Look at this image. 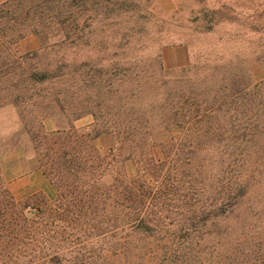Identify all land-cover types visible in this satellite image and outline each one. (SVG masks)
Wrapping results in <instances>:
<instances>
[{
    "label": "rangeland",
    "instance_id": "obj_1",
    "mask_svg": "<svg viewBox=\"0 0 264 264\" xmlns=\"http://www.w3.org/2000/svg\"><path fill=\"white\" fill-rule=\"evenodd\" d=\"M67 3L0 0V175L12 195H44L54 207L45 161L90 170L91 154L115 155L106 169L79 174L94 190L70 195L56 228L47 218L42 263L130 264L125 237L136 218L176 231L167 249L179 236L191 246L179 264L217 262L226 225L238 260L260 261L264 0H91L72 18L51 9ZM173 145L193 151L179 154L181 172L213 165L204 175L220 173L246 192L234 217L200 222L192 239L181 228L205 215L187 183L141 174L140 162L152 168ZM130 179L142 196L127 192ZM160 244L138 261L160 264Z\"/></svg>",
    "mask_w": 264,
    "mask_h": 264
},
{
    "label": "trees",
    "instance_id": "obj_2",
    "mask_svg": "<svg viewBox=\"0 0 264 264\" xmlns=\"http://www.w3.org/2000/svg\"><path fill=\"white\" fill-rule=\"evenodd\" d=\"M38 1L46 4L47 7L51 3V0ZM89 1L91 0H68L67 4H63L61 7L55 6L51 9L58 11L62 17L72 18L74 16L73 12L78 10L79 7H83L85 3H89ZM27 58L29 57L27 56ZM254 94L257 97L259 93L255 91ZM180 145L170 146L169 148L171 149L167 150L169 154L165 152L163 158L156 161L152 168H148L140 162L144 170L141 174L145 177L146 170H152V176L155 179L169 183L173 182V184H177L179 187L181 182L187 183V186L185 184L182 186H185L183 189L188 191L189 198H191L194 204L199 205L200 212L202 215H205L204 218L195 214L190 220L191 224L181 228V230L186 229L189 231L188 235L192 239L202 233L203 226H200V228L198 225L200 222L217 219L218 217H224L225 219L234 217L240 196H245L246 192L241 190L240 193L238 188L235 189L234 182L224 185L220 173L215 174L216 172H211L209 176L204 175L203 168L216 171L213 170L215 169L213 165L202 166V168H190L191 170H187L186 174L181 172L177 165L181 160L179 154H183L186 158L191 159L193 151ZM88 157L91 163L89 166L90 170L86 169V166L79 164L55 165L56 163L50 161L44 162V171L58 190V199L54 203V207L50 206L44 195H34L28 199L17 200L0 175V259L3 264H43L45 232L48 225L46 222L49 221L47 218H55L52 226L56 228L58 226L56 221L59 220V209L64 208L68 197L70 195L79 196L80 194H87L94 190L86 187V182L81 179L82 177L79 174L83 175L89 171L93 175L94 173L92 174V172L94 170L100 171L102 168L106 169L112 165L109 158L111 157V160H114L115 155L111 152L106 155L99 153L95 155L91 154ZM184 165H191V162L185 161ZM73 169L74 172L72 171ZM103 175V172H99V178L92 180L95 182V187ZM182 176L184 178H181ZM133 181L132 179L129 180V185L126 187L127 192L133 195L140 192L139 195L142 196L143 193L140 188L133 185ZM237 186L240 187L241 185L237 184ZM148 188L151 189L154 197L160 194L159 188L153 186H148ZM96 190L99 192V188ZM48 211H52V215ZM132 221L134 223L131 224L130 230L125 237L128 246L127 255L131 258L130 264H143L138 259L140 260L144 249L149 252L156 251L150 247V243L154 241L161 242L160 248L158 247L160 251H163L162 254H159L160 264H179L181 259L186 258V254L182 255L183 249L187 248L190 250L191 246H187L183 239L180 240V236L179 239L171 242L170 248L167 249V244L170 241L169 237L174 235L176 231L166 230L161 226L162 224L153 221H151V226L144 225L142 218H136ZM222 233L226 240V237L229 238V243L225 242L224 250L219 254L218 261H213V264H264V254L260 261H250L248 254H244L243 259L239 261L237 252L239 253L240 250L237 248L239 244L237 246L234 245V231L226 225ZM141 243L145 244V246H141ZM192 258H195L196 261L200 260L198 254L193 255ZM195 264L198 263L196 262Z\"/></svg>",
    "mask_w": 264,
    "mask_h": 264
}]
</instances>
